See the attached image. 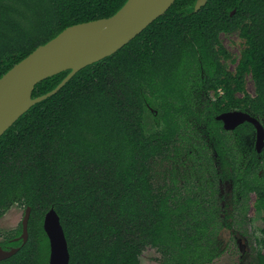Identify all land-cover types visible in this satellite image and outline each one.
Masks as SVG:
<instances>
[{
    "label": "trees",
    "instance_id": "trees-1",
    "mask_svg": "<svg viewBox=\"0 0 264 264\" xmlns=\"http://www.w3.org/2000/svg\"><path fill=\"white\" fill-rule=\"evenodd\" d=\"M128 1L0 0V80L66 29L109 19ZM197 2L177 0L0 138V219L15 206L32 209L28 242L21 223L0 241L19 252L0 264H49L52 209L70 264H141L149 248L162 264H213L243 238L232 223L251 222L252 195L264 211L254 126L226 131L217 121L242 111L264 125V0H209L199 11ZM233 34L245 42L235 73L222 44ZM69 74L39 83L33 99ZM164 163L172 169L160 176ZM258 247L264 264V228Z\"/></svg>",
    "mask_w": 264,
    "mask_h": 264
},
{
    "label": "water",
    "instance_id": "water-1",
    "mask_svg": "<svg viewBox=\"0 0 264 264\" xmlns=\"http://www.w3.org/2000/svg\"><path fill=\"white\" fill-rule=\"evenodd\" d=\"M176 1L129 0L113 17L70 27L17 64L0 80V138L33 106L58 94L81 70L114 55L136 39L165 15ZM208 1L198 0L195 10L205 7ZM83 50H90L89 56L77 67L66 68ZM97 54L101 59L91 62ZM67 71L70 74L54 91L33 99L34 89L39 83ZM217 121L224 123L226 131H235L246 123L253 125L257 134L256 149L259 154L263 152L264 125L259 119L246 112L232 111L222 114ZM31 213L32 209L28 208L22 222L23 234L19 239L24 244L29 240ZM44 229L50 241L49 264H70L66 234L54 209L47 214ZM18 252V248L6 250L0 247V262L9 260Z\"/></svg>",
    "mask_w": 264,
    "mask_h": 264
},
{
    "label": "rangeland",
    "instance_id": "rangeland-1",
    "mask_svg": "<svg viewBox=\"0 0 264 264\" xmlns=\"http://www.w3.org/2000/svg\"><path fill=\"white\" fill-rule=\"evenodd\" d=\"M222 44L232 55L233 59L236 60V63H227L229 71L235 73L241 58V53L245 47V42L239 34H233L223 35ZM245 91L249 95L255 94V84L251 76L246 80ZM219 93L221 95L223 94L221 90ZM168 169L171 170L172 167L165 163L159 164L156 167V171L160 176L166 173ZM256 200L255 195L250 199L248 216L251 222H246L241 225L235 222L232 223L234 231L240 236H243V238L231 240L226 253L213 264H256L255 255L259 249L258 242L262 238V230L264 228V211L258 209ZM24 217L25 210L22 207L15 206L8 214L0 219V241L4 239L5 235L17 230L23 222ZM161 259H163L161 258V254L149 248L141 258V264H162L160 262Z\"/></svg>",
    "mask_w": 264,
    "mask_h": 264
},
{
    "label": "bare ground",
    "instance_id": "bare-ground-1",
    "mask_svg": "<svg viewBox=\"0 0 264 264\" xmlns=\"http://www.w3.org/2000/svg\"><path fill=\"white\" fill-rule=\"evenodd\" d=\"M89 54H90V50H83L77 57H75L73 60L69 62L66 68L77 67L87 58V56H89ZM100 59H101V56L97 54L94 56L91 62H96L97 60H100Z\"/></svg>",
    "mask_w": 264,
    "mask_h": 264
},
{
    "label": "flooded vegetation",
    "instance_id": "flooded-vegetation-1",
    "mask_svg": "<svg viewBox=\"0 0 264 264\" xmlns=\"http://www.w3.org/2000/svg\"><path fill=\"white\" fill-rule=\"evenodd\" d=\"M211 99H212V100H215V95H212V96H211ZM260 122H261V121H260ZM256 143H257V134H256ZM256 150H257V149H256ZM257 152H258V151H257ZM258 154H259V153H258ZM261 154H262V153H261ZM252 196H253V195H252Z\"/></svg>",
    "mask_w": 264,
    "mask_h": 264
}]
</instances>
